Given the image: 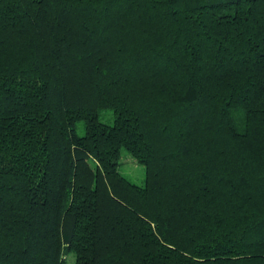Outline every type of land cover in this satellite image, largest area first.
Instances as JSON below:
<instances>
[{
  "label": "trees",
  "instance_id": "16d2710c",
  "mask_svg": "<svg viewBox=\"0 0 264 264\" xmlns=\"http://www.w3.org/2000/svg\"><path fill=\"white\" fill-rule=\"evenodd\" d=\"M0 264H264V0H0Z\"/></svg>",
  "mask_w": 264,
  "mask_h": 264
},
{
  "label": "rangeland",
  "instance_id": "374dc122",
  "mask_svg": "<svg viewBox=\"0 0 264 264\" xmlns=\"http://www.w3.org/2000/svg\"><path fill=\"white\" fill-rule=\"evenodd\" d=\"M102 121L108 124H112V116L110 113H104L102 115ZM78 133L83 136L85 134V128L83 124L78 125ZM121 173L128 178L131 182L137 185H144L146 179V169L143 165L139 164L137 160H135L130 153H128L125 149L121 154ZM89 214V213H86ZM90 217H84L81 221V225L83 227L87 226L90 223Z\"/></svg>",
  "mask_w": 264,
  "mask_h": 264
}]
</instances>
